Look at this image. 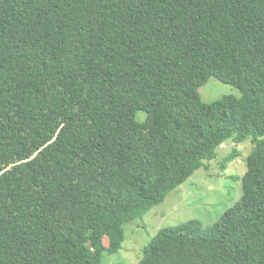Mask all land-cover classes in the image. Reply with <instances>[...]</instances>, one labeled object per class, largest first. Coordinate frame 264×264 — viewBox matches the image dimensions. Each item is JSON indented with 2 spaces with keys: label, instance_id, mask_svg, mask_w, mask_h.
I'll use <instances>...</instances> for the list:
<instances>
[{
  "label": "trees",
  "instance_id": "1",
  "mask_svg": "<svg viewBox=\"0 0 264 264\" xmlns=\"http://www.w3.org/2000/svg\"><path fill=\"white\" fill-rule=\"evenodd\" d=\"M212 78L241 97L202 103ZM249 135L239 202L159 230L137 264H264V0H0V264H95Z\"/></svg>",
  "mask_w": 264,
  "mask_h": 264
},
{
  "label": "rangeland",
  "instance_id": "2",
  "mask_svg": "<svg viewBox=\"0 0 264 264\" xmlns=\"http://www.w3.org/2000/svg\"><path fill=\"white\" fill-rule=\"evenodd\" d=\"M198 94L204 104L226 96L241 97L238 89L214 78ZM144 117L140 112L137 120ZM254 145L252 135L222 141L207 158L199 160L183 184L157 193L147 207L120 222L104 239L105 250L95 264H137L149 241L163 228L191 220L199 221L203 227L212 226L241 199V179Z\"/></svg>",
  "mask_w": 264,
  "mask_h": 264
}]
</instances>
